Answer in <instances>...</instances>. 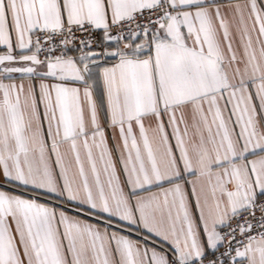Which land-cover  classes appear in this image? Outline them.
I'll return each instance as SVG.
<instances>
[{
    "label": "snow or ice",
    "instance_id": "1",
    "mask_svg": "<svg viewBox=\"0 0 264 264\" xmlns=\"http://www.w3.org/2000/svg\"><path fill=\"white\" fill-rule=\"evenodd\" d=\"M0 264H264V0H0Z\"/></svg>",
    "mask_w": 264,
    "mask_h": 264
}]
</instances>
